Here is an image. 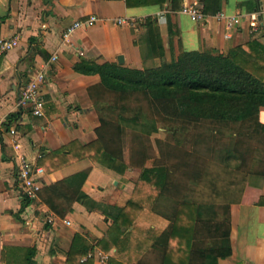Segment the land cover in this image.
<instances>
[{"label":"crops","instance_id":"0c3cea01","mask_svg":"<svg viewBox=\"0 0 264 264\" xmlns=\"http://www.w3.org/2000/svg\"><path fill=\"white\" fill-rule=\"evenodd\" d=\"M184 3H194L203 12L220 10L228 15L261 10L260 22L264 24V0H0V37L17 36L19 40L0 56V115L7 118V127H16L21 152L31 165L42 169L37 175L41 189L89 169L81 187L84 197L112 206L122 205L134 195L139 174H132L121 162L110 168L83 155L82 146L97 138L100 108L107 105L108 93L100 86L98 74L74 68L82 60L143 68L159 63L158 43L166 60L182 51L215 49L225 53L250 39L264 44L263 27L251 31L243 19L228 28L206 12L201 20L193 21L180 12ZM90 15L100 20L63 40L68 25ZM117 17H125L132 27L116 25L113 19ZM40 69L44 72L39 85L42 115L34 116L29 108H18L17 101L21 88ZM262 113L264 107L259 112L264 123ZM101 115L108 116L107 109ZM15 157L12 136L1 132L0 264H6L9 250L18 249L14 255L21 256L22 249L29 247H34L38 264H65L76 233L94 244L108 230L106 213L100 208L87 210L83 198L74 201L72 212L64 218L54 214L52 222L48 215L52 211L39 196L21 208L25 197L17 181ZM251 181L254 187L246 185L240 198L230 204L232 253L217 264H264V176ZM166 224L148 208L135 220L140 229L161 230ZM139 239L143 241L127 243L117 261L139 264L149 247L141 234ZM114 252L111 247L107 253L114 257ZM91 264L108 263L96 259Z\"/></svg>","mask_w":264,"mask_h":264},{"label":"trees","instance_id":"16d2710c","mask_svg":"<svg viewBox=\"0 0 264 264\" xmlns=\"http://www.w3.org/2000/svg\"><path fill=\"white\" fill-rule=\"evenodd\" d=\"M157 46V65L137 68L82 60L74 67L98 74L108 93L97 138L82 146L84 157L110 168L121 162L140 172L134 195L122 205L84 197L81 187L89 169L43 186L40 201L57 216L70 214L74 201L83 198L87 210L100 208L110 221L94 244L76 233L65 264H91L97 250L107 253L111 247L115 255L107 263L122 264L117 255L132 239L143 241L139 234L149 241L139 264H217L232 253L230 204L246 185L254 187L252 177L264 176V123L259 119L264 44L250 39L225 53L182 51L171 60L164 58L162 44ZM103 109L108 116L101 115ZM127 123L140 129L126 139ZM156 133L163 138L153 139ZM210 161L218 163L213 174ZM29 201L24 198L21 208ZM144 208L165 219L166 226L138 228L135 220ZM22 250L21 256L14 255L18 249L9 250L5 263L38 264L34 247Z\"/></svg>","mask_w":264,"mask_h":264},{"label":"built area","instance_id":"2783aa9c","mask_svg":"<svg viewBox=\"0 0 264 264\" xmlns=\"http://www.w3.org/2000/svg\"><path fill=\"white\" fill-rule=\"evenodd\" d=\"M180 12L187 15L193 21H199L206 13L194 3H184ZM261 10L254 11L247 14L228 15L222 11H218L214 14V18L219 22H224L228 28L237 26L243 19L247 20L251 31H256L259 27L264 28V24L260 22ZM100 20L96 15H90L85 19L76 20L68 25L62 33L64 41H68L74 32L82 27L89 26ZM116 25H126L132 27V22L128 21L125 17H117L113 19ZM19 43L17 36L12 37H0V56L8 52L10 49L16 47ZM55 59V56L52 57ZM44 80V72L42 69L35 72L32 78L21 88L17 101L18 108H29L34 116L42 115L43 102L39 94V85ZM7 118L0 115V133L5 131L13 138V148L16 152L15 168L16 177L20 185L23 196L27 199H35L38 197V193L41 189V184L37 178V175L42 173L40 167H33L28 158L21 152V145L17 138V129L15 126H6ZM49 221L52 222L54 213L49 212ZM69 224V221H66ZM91 254L88 255L90 257ZM108 253H104L100 250L95 252V257L100 261H107L109 258ZM85 259V258H84Z\"/></svg>","mask_w":264,"mask_h":264},{"label":"rangeland","instance_id":"374dc122","mask_svg":"<svg viewBox=\"0 0 264 264\" xmlns=\"http://www.w3.org/2000/svg\"><path fill=\"white\" fill-rule=\"evenodd\" d=\"M261 119H264V113H262ZM125 127H126V130H127V137H126V139L129 138V137H131L130 134H132L133 132H130V131H132V130L134 131V128L140 129L139 126L136 127L132 123H127V126H125ZM138 132H140V131L138 130ZM163 136H164V134H162V133H156L152 137H153V139H155V138H163ZM123 140H124V138H123ZM217 168H218V163L216 161H210L209 162V171H210L211 174H213L214 172H216ZM139 172H140V170L139 169H136V168L133 169V170H131V173L132 174H136V176L139 174ZM239 176H240V174H238V177Z\"/></svg>","mask_w":264,"mask_h":264},{"label":"water","instance_id":"95a60500","mask_svg":"<svg viewBox=\"0 0 264 264\" xmlns=\"http://www.w3.org/2000/svg\"><path fill=\"white\" fill-rule=\"evenodd\" d=\"M119 61L121 62V57H119Z\"/></svg>","mask_w":264,"mask_h":264}]
</instances>
